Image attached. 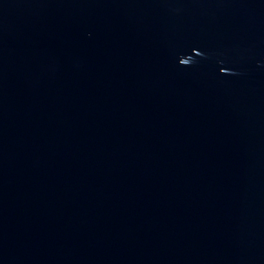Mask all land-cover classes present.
Returning <instances> with one entry per match:
<instances>
[{
	"label": "water",
	"instance_id": "water-1",
	"mask_svg": "<svg viewBox=\"0 0 264 264\" xmlns=\"http://www.w3.org/2000/svg\"><path fill=\"white\" fill-rule=\"evenodd\" d=\"M0 264H264V0H0Z\"/></svg>",
	"mask_w": 264,
	"mask_h": 264
}]
</instances>
